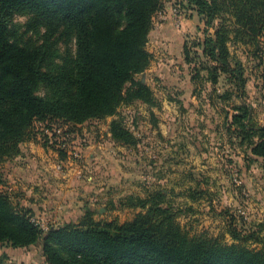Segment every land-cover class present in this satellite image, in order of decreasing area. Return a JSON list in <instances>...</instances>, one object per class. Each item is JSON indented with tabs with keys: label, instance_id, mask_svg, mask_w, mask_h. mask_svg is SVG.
<instances>
[{
	"label": "rangeland",
	"instance_id": "374dc122",
	"mask_svg": "<svg viewBox=\"0 0 264 264\" xmlns=\"http://www.w3.org/2000/svg\"><path fill=\"white\" fill-rule=\"evenodd\" d=\"M161 2L146 44L151 62L136 77L151 89L153 102L123 104L114 116L80 124L35 123L19 154L0 162V191L16 209L29 210L44 230L119 226L144 212L128 206L127 197L160 193V205L172 208L189 237L264 252V158L251 154L231 124L235 108L244 104L250 121L264 126V33H237L225 12L208 27L186 0ZM220 25L230 30V62L244 69L240 96L221 72L211 82L212 62L202 54L205 35ZM9 31L20 46L46 48L49 71L74 56L72 35L51 34L26 11L14 16ZM36 93L44 97L49 90L40 83ZM113 119L131 132L132 144L113 140ZM231 232L240 238L234 240ZM0 256L7 264H47L40 243L18 248L3 243Z\"/></svg>",
	"mask_w": 264,
	"mask_h": 264
},
{
	"label": "trees",
	"instance_id": "16d2710c",
	"mask_svg": "<svg viewBox=\"0 0 264 264\" xmlns=\"http://www.w3.org/2000/svg\"><path fill=\"white\" fill-rule=\"evenodd\" d=\"M186 1L208 27L225 12L233 17L237 33H264V0ZM161 5V0H0V162L19 154L35 123L57 119L80 124L114 116L123 104H151V89L136 77L150 65L146 44ZM20 11L33 15L51 34L59 30L72 35L73 58L52 72L44 67L46 48L30 49L12 41L9 26ZM229 31L220 25L207 33L202 54L212 62L211 82L221 72L240 96L246 78L241 63L230 62ZM40 83L48 88L47 96L36 93ZM235 111L233 131L247 140L252 155L264 158V126L250 121L249 106L242 104ZM109 132L116 142L133 143L120 119L110 122ZM162 197H127L128 206L144 212L119 226L109 222L82 229L65 224L44 230L29 210L16 209L0 191V244L18 248L40 243L47 264H264L261 250L189 237L172 208L160 205ZM0 264H7L1 256Z\"/></svg>",
	"mask_w": 264,
	"mask_h": 264
}]
</instances>
